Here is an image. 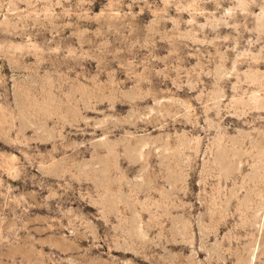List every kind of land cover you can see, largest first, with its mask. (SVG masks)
Listing matches in <instances>:
<instances>
[{"label": "rangeland", "instance_id": "rangeland-1", "mask_svg": "<svg viewBox=\"0 0 264 264\" xmlns=\"http://www.w3.org/2000/svg\"><path fill=\"white\" fill-rule=\"evenodd\" d=\"M0 264H264V0H0Z\"/></svg>", "mask_w": 264, "mask_h": 264}]
</instances>
